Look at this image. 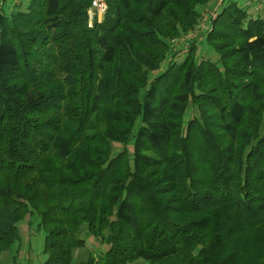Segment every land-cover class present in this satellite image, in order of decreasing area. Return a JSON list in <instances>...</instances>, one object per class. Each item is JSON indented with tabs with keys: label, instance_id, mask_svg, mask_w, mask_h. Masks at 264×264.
I'll return each mask as SVG.
<instances>
[{
	"label": "trees",
	"instance_id": "trees-1",
	"mask_svg": "<svg viewBox=\"0 0 264 264\" xmlns=\"http://www.w3.org/2000/svg\"><path fill=\"white\" fill-rule=\"evenodd\" d=\"M105 1L0 0V256L29 220L44 264H264V20L180 60L214 0Z\"/></svg>",
	"mask_w": 264,
	"mask_h": 264
},
{
	"label": "rangeland",
	"instance_id": "rangeland-1",
	"mask_svg": "<svg viewBox=\"0 0 264 264\" xmlns=\"http://www.w3.org/2000/svg\"><path fill=\"white\" fill-rule=\"evenodd\" d=\"M222 1L223 0H214L213 6L215 7L213 6L211 7L212 11L210 10L209 14H207V11L209 9L208 8L204 9V11L202 12V18L199 25V29L183 36L181 39L176 40V42L175 41L173 42L172 45L173 50L179 55L178 59L183 60L184 57H186V54H188L189 52L190 44H192V42H198L200 56L205 58H210L213 61H218L219 59L218 54L215 53L213 50L209 49L205 43L204 36L206 33H204V31L208 29V25H207L208 17L212 16V18H214L215 16L216 18L217 8L225 5L226 4L225 2L227 0H225L224 2ZM230 1L235 2L240 7H244L245 9H247L250 17L264 19V3H262L261 0H259L260 2H258L257 0H253L252 2H250V0H230ZM163 66H165V64ZM30 223L31 221L28 220L20 225V230H21L20 236L22 242L16 243L12 251L0 256V264H44L45 256H43L42 254V247H43V242H44L43 240L45 238V234L44 232H38L32 230ZM84 237L89 241L93 240L89 235H84ZM17 249L19 250L16 254ZM90 253H92V248L88 244L87 248L76 251L74 257L77 261H81L87 259ZM15 255L16 257L14 258ZM132 264H150V263L144 260H139V262L137 261Z\"/></svg>",
	"mask_w": 264,
	"mask_h": 264
},
{
	"label": "built area",
	"instance_id": "built-area-1",
	"mask_svg": "<svg viewBox=\"0 0 264 264\" xmlns=\"http://www.w3.org/2000/svg\"><path fill=\"white\" fill-rule=\"evenodd\" d=\"M224 1L225 0H223L222 2H224ZM252 1L253 0H250V2H252ZM257 1L260 2L259 0H257ZM261 2L264 3V0H261ZM107 11H108V5H107V2L105 0H93L92 8L89 12V16H90L89 26L92 27L95 20L102 21L106 15ZM216 13H217V10H216ZM214 18H215V16H214ZM206 30H208V29H206Z\"/></svg>",
	"mask_w": 264,
	"mask_h": 264
}]
</instances>
